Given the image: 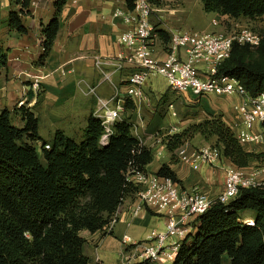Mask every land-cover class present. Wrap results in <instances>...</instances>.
Masks as SVG:
<instances>
[{"label":"trees","instance_id":"trees-1","mask_svg":"<svg viewBox=\"0 0 264 264\" xmlns=\"http://www.w3.org/2000/svg\"><path fill=\"white\" fill-rule=\"evenodd\" d=\"M31 1L17 0L21 10L11 11V28L28 31L22 14ZM67 1H54L55 15L43 27L41 61L53 47ZM134 2L125 0L126 7L133 9ZM202 2L207 12L264 19V0ZM160 32L170 41V34ZM7 60V50L0 48V68ZM218 74L237 78L250 95L264 92V39L254 46L234 44ZM125 105L133 107L128 100ZM19 110L23 127L14 124L11 110L0 112V264H89L81 232L107 231L119 205L128 195H135L136 187L126 175L129 166L146 169L154 149L139 146L130 117L116 121L108 143L101 145L105 129L94 113L87 119L81 140L62 130L46 140L39 134L35 114L24 105ZM196 135L219 147L223 161L240 168L264 158V152L240 143L235 129L216 114L189 122L166 142L168 149L173 151ZM156 172L181 183L170 163H163ZM247 213L254 217L252 224L242 221ZM197 220L194 234L182 240L171 264H223L224 255L231 264H264V187H243L227 203L216 200Z\"/></svg>","mask_w":264,"mask_h":264},{"label":"crops","instance_id":"crops-1","mask_svg":"<svg viewBox=\"0 0 264 264\" xmlns=\"http://www.w3.org/2000/svg\"><path fill=\"white\" fill-rule=\"evenodd\" d=\"M54 1L32 0L29 8L24 9L22 14L28 31L21 33L9 25L11 11H20L21 4L17 0H0V48L7 50L8 54L7 65L0 68V112L4 109L11 110L14 124L23 127L25 120L19 110V102L24 100L23 105L38 118L39 134L43 139L50 140L57 130H62L81 140L87 119L96 108V97L82 92L78 81L82 79L86 85L96 86L101 96L109 97L114 93L115 86L124 87L128 77L127 67L115 71V66L111 63L103 65V71L110 76L105 79L94 60L95 55L114 58L121 50L118 37L129 25L113 13L127 7L125 0H68L60 14V27L53 47L41 61L40 57L44 52L43 27L55 15ZM154 2L156 11L153 12L151 20L158 34L154 41V50L158 56L163 57L169 40L164 38L160 30L170 34L171 28L163 20L166 8L159 5V0ZM199 8L203 10V5ZM212 24L214 26L211 31L217 30V24ZM61 68L65 69V74L60 72ZM34 74L44 76L38 93L31 88V75ZM151 79L144 85L148 100L140 106L129 100L133 107L128 108L125 105L121 113L123 117H130L136 123L138 133L154 149V158L146 165V169L156 172L163 163H170L181 180L178 183L181 189L198 186L203 192L216 197L223 188V166L218 165L219 169H215L206 165L196 171L180 161L177 148L170 151L165 140H157V134L164 138L166 131L176 125V122L169 121L166 116L167 110L171 112V116H177L172 102V93L176 90L168 86L162 92L156 91ZM167 91V100L162 102L161 98ZM240 99L238 95L233 97L208 94L201 98V103L205 107L203 111L210 112L206 116L216 113L215 108L219 109L222 111V119L235 129L238 119L234 105ZM186 121L189 123L194 120ZM167 123L169 125L165 126ZM183 127H179L178 131ZM210 143L200 135L188 141L192 147ZM248 149L260 150L252 144ZM258 164L259 162H253L244 169L252 171ZM135 200V195H128L123 200L117 210L118 219L110 231L81 232L86 239L84 252L89 257V264H121L126 254L121 244L124 234L130 235L133 240L145 241L152 230L165 228L167 216L149 208L143 210L139 216L131 217L130 207ZM242 221L251 224L254 217L247 213ZM134 262L138 263L139 259L136 258ZM155 264H166V260L160 258ZM223 264H231L228 255L223 256Z\"/></svg>","mask_w":264,"mask_h":264},{"label":"built area","instance_id":"built-area-1","mask_svg":"<svg viewBox=\"0 0 264 264\" xmlns=\"http://www.w3.org/2000/svg\"><path fill=\"white\" fill-rule=\"evenodd\" d=\"M155 11L154 0H135L133 9H117L113 15L121 17L129 25L118 37L121 50L114 58L94 56L95 64L103 72L105 79L110 76L103 71L104 64L113 63L115 71L128 68L123 88L115 86L112 95L103 97L97 92L96 86L86 85L82 79L78 81L82 92L96 97L93 113L101 120L105 129L100 139L101 145L108 143L113 124L123 119L121 113L127 100L138 106L142 105L148 100L144 85L152 77L161 75L171 88L197 101L208 94L238 95L241 99L234 105L238 119L236 137L240 143L256 145L264 152V92L250 95L237 78L218 74L219 65L231 55L234 44L254 46L264 39V19L260 20L258 27L236 24L234 28L219 33L170 29L167 51L161 57L154 50L158 34L151 17ZM222 17L229 21L240 19ZM213 23L219 24V21L215 19ZM60 72L66 73L63 68ZM43 78L42 74L31 75V88L35 93L40 91ZM19 104L23 105L24 100ZM132 126L139 146L148 145L147 140L138 133L136 123L132 122ZM177 131L178 126L175 125L166 131L165 139L157 134V140L167 142ZM176 153L180 161L196 171L206 165L216 167L222 162L219 147L210 144L192 147L185 142L177 147ZM222 165L223 188L216 197L203 192L198 186L181 189L169 176L141 169L135 164L129 166L127 179L136 187V200L130 207L131 217H137L149 208L165 214L167 223L163 230H152L145 241L133 240L130 235L124 234L121 244L126 254L121 264H134L136 258L139 262L148 260L150 264H155L160 258L173 261L182 240L194 234L198 217L214 201L227 203L243 187H264V158L252 171L231 162ZM117 219L116 211L108 231Z\"/></svg>","mask_w":264,"mask_h":264},{"label":"rangeland","instance_id":"rangeland-1","mask_svg":"<svg viewBox=\"0 0 264 264\" xmlns=\"http://www.w3.org/2000/svg\"><path fill=\"white\" fill-rule=\"evenodd\" d=\"M159 1H161L159 5L164 6L167 10V12L163 14L164 22L168 25V28L174 30L209 31V32L219 33L222 31H226V29L230 30L234 28L236 24L246 25V26L254 25L256 27L260 25L259 20H247L241 18L239 20L232 19L231 21H229L224 19V17H221L220 15H216L215 12H207L204 10V8L203 10H201L199 7L200 5H203L202 0H159ZM172 14H174V16H172ZM213 18L219 21V24H217L218 28L215 31H211L214 26L212 24ZM150 82L153 83V87L156 91L162 92L169 86L166 79L161 75L152 77ZM172 95H173L172 102L174 104V109L177 112V116L176 117L171 116V112L169 110H167L166 116L167 119H169V121L176 122L178 129H180L179 127H183V125L188 123L186 120L191 119L195 121H200L203 118L207 117L206 115L210 113L203 111V109L205 108L203 103L197 102V100L194 98H190L189 96L187 97L186 95L182 94L179 91H175L174 93H172ZM236 96L237 95H233V97ZM149 107H152V105ZM214 111L216 113H212V114H216L217 116L222 115L221 110L215 108ZM146 115H148V112L146 113ZM167 125L169 124L168 123L165 124V126ZM210 145L213 144L210 143ZM37 147L40 151V143H37ZM223 163L225 164L226 161L222 160L220 166H223L222 165ZM214 168L219 169V167L217 166ZM220 173H222V170L220 171ZM171 263L172 261H166V264H171Z\"/></svg>","mask_w":264,"mask_h":264}]
</instances>
